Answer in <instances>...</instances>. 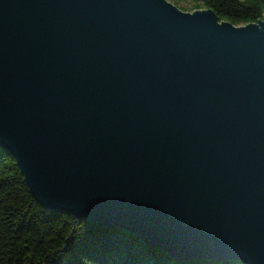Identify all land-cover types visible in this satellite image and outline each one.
Wrapping results in <instances>:
<instances>
[{"label":"water","instance_id":"water-1","mask_svg":"<svg viewBox=\"0 0 264 264\" xmlns=\"http://www.w3.org/2000/svg\"><path fill=\"white\" fill-rule=\"evenodd\" d=\"M0 149L49 212L264 264V16L0 0Z\"/></svg>","mask_w":264,"mask_h":264},{"label":"trees","instance_id":"trees-1","mask_svg":"<svg viewBox=\"0 0 264 264\" xmlns=\"http://www.w3.org/2000/svg\"><path fill=\"white\" fill-rule=\"evenodd\" d=\"M168 1L182 11L210 9L234 26L256 23L264 16V0ZM0 264L243 263L175 261L118 228L49 212L31 195L11 154L0 149Z\"/></svg>","mask_w":264,"mask_h":264},{"label":"rangeland","instance_id":"rangeland-1","mask_svg":"<svg viewBox=\"0 0 264 264\" xmlns=\"http://www.w3.org/2000/svg\"><path fill=\"white\" fill-rule=\"evenodd\" d=\"M189 6V5H188ZM184 12H188V11H184ZM160 252V251H159ZM171 257V256H170ZM172 258V257H171ZM176 261V260H175ZM182 262H184V261H182Z\"/></svg>","mask_w":264,"mask_h":264}]
</instances>
